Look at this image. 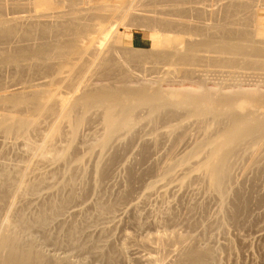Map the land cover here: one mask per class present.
<instances>
[{"label": "bare ground", "instance_id": "1", "mask_svg": "<svg viewBox=\"0 0 264 264\" xmlns=\"http://www.w3.org/2000/svg\"><path fill=\"white\" fill-rule=\"evenodd\" d=\"M7 1H9V2L12 1L17 6H19L17 4V2L19 0H0V15H1L2 11H4V9H6L5 8L6 3L7 4L9 3ZM25 1H27L26 6H31L33 8L34 12H36V14H37L36 21H34L35 19H33L35 17H33V18L28 17L29 20L28 19L25 20V18H24L25 16L24 17L20 16V17H22V19L19 17H17L19 19L13 18V19H15V21H16L15 22L12 18L6 20L7 18L4 19V18H2V16H0V46H1L0 47V139L2 138L4 140V142H6V140L13 138L16 142H19V143H15V146H13L14 143H11L12 146L16 147L17 146L16 144H19L20 146L22 145L20 150H22L24 147L25 151H23L21 153L24 154V152H25L26 156L30 152L33 155L36 151H39L41 159L43 158L44 162H47L45 164L51 163V164H53L51 166H55L56 163H57V165H61L60 163H62V164L64 163V165H62V166L66 165V167L69 169V171L67 169H65V170H67L66 172H69V174L68 173L67 174H68V176L70 175V177H68V179H61V177H60V179H58V178H55V176L57 177L59 175H57L55 172L53 174L54 179L49 183L46 182V179L40 180L42 177L41 178L36 177L37 181H35V179H34V182H32L33 181L32 179H31L32 180L31 181L30 178H28L29 179V181H28L26 178L29 176V174H27L28 173L27 170L31 169V168H29V166H28V168L26 170V167H24V165H26V164H23L26 161L25 160L23 161V158H21L20 160L18 159L19 157L17 158V160L23 161V163H22L23 166L17 163L18 166L15 165L13 167L10 165L12 162L9 164L11 167L10 166L5 167L4 165H6V163L2 164L3 166L0 167V264H87L88 259L82 261V260H80L82 258H80L79 260L77 259L78 261L76 260V263H73L72 262V255L73 254H71V255L65 254L66 256L60 257L58 254L59 253V251H58V253H57V255L59 256L58 257L56 255H53L52 252H51L52 254L47 252L45 250L47 248V246H51V245L53 246L54 244L59 243L58 242L59 240L56 239L55 236H53L54 235L53 233H52L53 235H51L50 233L52 231L49 232V230H51L52 227L54 230V227L56 226V224H57V226H58V224H61V223L63 225V222H65L67 219L63 221V220H61V217L64 218L63 216L65 213H67V210L69 211V209L75 208V207H73V208H71V207L75 201L80 199V198H78V196L76 197V194L78 193V191H79V193H78L79 197H82L83 194L86 195L85 192H83V193L80 192L81 190H83L85 185H87L89 187L93 186L94 189L97 188V186L100 187L102 185L101 182L103 181L102 180L103 178H102V176H100V174L103 175V173H101L100 170L103 168V162H104L103 158L105 157V156L103 157V155H105V153L106 154L108 153L107 150L110 151L109 148L111 149V147L113 146V143L114 144L119 143L122 138L125 139L126 137H128L126 139V140H128L129 137L136 136V134H137L136 128L139 127V125L141 123L143 124V121H147L148 124L150 125L152 123V121L154 120V118H156L159 122H161L160 120L163 119L162 120V121H164L163 123H165L169 128L168 135L169 134H171L173 136L177 135V137H178L177 140L180 138L179 141L184 142V143L188 139V137H190V134L187 133L188 131H185L187 128L186 127L187 126L186 123H188L187 121H189V122L190 121H194V122L196 121L197 123L199 122V129H200L199 134L201 136L200 138L203 139V147L199 151H197L196 153H191L187 156H182L179 160L177 157V162H175L171 165L168 164L169 165L168 167L166 166L167 169L164 170V173H163L165 176L164 181L165 180L166 181L172 180V179H170L171 178L170 176H172L171 172L174 169H177L179 167L180 168L185 167L187 169L186 171H189V172L188 173L185 172L186 173V174L184 173L185 176L183 175V178H181V177H180L181 179L179 178L181 180V183L179 180L180 186L181 185L183 186L184 184H186L185 182L188 183V181L190 180L189 177L191 176V174H195V173H198V175L201 174L204 177V178L202 177V180L203 179L205 180V181L203 180V182H205V183L207 182V184L205 186L206 187H207V185L209 186V188H207L208 190H206V191H209V189H210V191H212L213 195L215 197H217L218 200H221V203H223V205H224V203L226 204V201H225L226 198L230 194H232L231 193L232 192L231 191L232 186L234 187V184L236 185V182H235L236 177L233 178V172H234V167L236 165L238 166V164L235 162H237V161L239 162L240 159L237 160L235 157L240 158L241 157L240 155L243 152V150H244V153H242V156H243V154L245 156V154H246L245 152H247V154L251 153L250 155L249 154L248 155L253 157V155H255V153L252 154V152H254L253 151L254 149L258 150L259 148L261 149V147L262 148L264 147V82H258V80H260L264 77V29H259L257 27L255 28L253 26L254 30H252L253 29L252 28L251 29L252 31H250V29L248 28L249 24L247 22V26H248L247 29L249 31H246L247 30L246 29L245 30L247 32L246 33L245 31L241 32L242 30L235 29L234 24H230L228 26H226V25H223V26L215 25L214 26V24L210 25V24L205 23L203 25L202 23L201 24L199 23L200 25H197L198 23L195 24V22H193V19L192 20L191 19L190 20L185 19V18H189L190 16L195 17V18H199V19L203 17V19H205L204 16H206V14H208L209 12L212 13V10L214 9V7L208 6V5H210L209 2L207 3L208 0L207 1L205 0L206 2L203 0L204 3H207L208 5L207 4L203 5L204 4L203 2H202V5H201V3L198 4L195 2L196 3L195 6L192 5L194 3V1H193V3H191L192 1L190 0L191 6H188V7H187V4L189 2L186 3L187 0H165V1H163V0H89V1H87V0H25ZM145 1L149 2V5L151 2L152 3L154 2L153 3L154 7H155V5H159L160 6L159 11H154V10L151 11L153 8L151 10L149 9L148 11L138 9L139 7H142L141 4H143ZM214 2H215V0H214ZM14 3H12L11 5L13 6ZM233 3H235V2H233ZM233 3L232 4L230 3L228 6L226 3H224V4L222 3L223 6H221V7H224V5L226 4L225 8H223V9L227 8L226 12H228V9L232 12L231 8H234L233 10H236L235 7H237V8L242 7V6L236 5L237 3H235V5ZM243 4L245 6L249 5V3L246 4V2ZM16 5H15V7H16ZM86 5L87 6L89 5L90 7H87ZM146 5L149 6L148 3ZM153 5H150V6L153 7ZM22 6H24V8L26 7L25 5H22ZM213 6H215V7L217 6L219 8L220 5L216 4ZM245 6H243V7H245ZM62 7L63 8L68 7L67 8L68 11H66V10L63 11L61 9ZM161 7H162V9H161ZM249 7L246 6L247 9H249ZM156 8H155V10H156ZM218 10L219 9H216V11H218ZM213 11H215V10H213ZM233 13H235V11L232 12V15H233ZM239 13L240 12L238 11V14ZM149 14H152V15H149ZM215 15H216V13H215ZM151 16H154V17H151ZM138 17H140V18L142 17L141 19L146 18V21L149 20V18L151 17V22L152 23L154 22L155 24H152L150 21H148V22L154 26H156V24H157V26L158 27L160 26L161 29L164 28L165 29V30L163 29L164 32L166 31L168 33V31H167L168 29L169 30L177 29L178 32L181 30V32H183L184 34L187 33L188 34L187 36H189V37L188 38H182V37L180 38V37H176V36L172 37L173 35L171 36L168 34L167 35L163 34V35H161V38L159 40L154 39L151 42V43H155L156 45H158V48L155 51L156 53H153L150 56L148 55V57H145V55H144V57H141V58L137 57L136 58V56H138V55L135 56V52H133L134 50L132 51L134 53V55H133L132 52L131 53L126 52L127 51L126 49H125V51L121 50L122 47H120V49H119L120 51H123L122 53L119 50L117 51V52H120V54H121L120 57L117 56L118 54L116 52H115L116 53L115 56L110 55V54L114 53V52L112 53V51L115 48V46H113L115 44V41L118 42L117 44H121L117 40L119 39V35H122L123 33L122 34L118 33L119 32L118 27L121 24L123 25L125 21H127V20L133 21V19L135 20ZM223 17H225V16H223ZM30 18L33 19V21H31ZM227 18H228V15H227ZM207 19H208V17H207ZM18 20H21V21L19 22ZM200 20H202V19H200ZM226 20H228V19H226ZM237 20H239V19H237ZM13 21L16 24H12ZM208 21H209V19H208ZM216 21L217 20H215V22ZM10 22H12V23L10 24ZM228 23H230V22H228ZM217 24H218V22H217ZM125 25H126V23H125ZM240 26H241V24H240ZM251 26H252V24H251ZM152 28H154V27H152ZM243 28H244V26L240 29H243ZM153 30H155V28ZM34 31H35V33L32 34V32H34ZM101 32H102V34L106 35V39H104L103 37L100 36V38H102V39H99L96 41L94 34H99ZM113 32H114V34H113ZM174 32L176 33L175 30L173 31V33ZM36 33H37V35H36L37 41H36V39H34V38H36V37H34ZM171 33H172V31H171ZM20 34H21V36H20ZM108 36L110 39L107 40ZM182 36H183V34H182ZM17 37H19V39L22 40V43H20L21 40H18ZM15 39L19 42V44H22V45L16 46L15 45L16 41H15V43L12 42ZM34 40L36 41L35 43L33 42L34 44L29 43L30 41H34ZM110 41H112V42H110ZM12 43H14L15 47ZM10 44L13 46V48ZM116 46L118 47V45H116ZM152 47L154 48L155 46L152 44ZM116 50L117 49H115V51ZM137 53L138 52H136V54ZM146 55H147V53H146ZM166 55L167 56L169 55V58ZM163 56L164 57L166 56L167 58L163 59L162 58ZM170 56H171V58H172V56L175 57V59H174L175 64L173 63V65L177 66V67H175V72L171 71L170 73H165L164 71L168 69L165 66L167 69L162 71L163 73H161L160 71H158L156 69V71H158V73L159 72L161 73V75L159 74L158 76H156L157 75L156 73H153V74L151 73V72H153V69H152L153 65H152V67H148V68H147V66H144L145 63H147L148 61L154 60V59L155 60L163 59V60H160L159 62L166 61L167 59H168L167 61H169L171 59ZM226 56H233V57H235V59H229ZM117 57L120 59L118 60ZM240 59H242V62L245 64V66H248L252 70H255L257 72V73L253 74L254 76L260 75V77H257V83L247 82V83H249V84H247L245 79H241V80H244L242 82H245V83L240 82V77L237 75L238 73L236 71L238 69H234V66L238 65L237 62H239ZM117 60L118 61L121 60L123 63L120 62V64H119ZM135 60H136V62H135ZM167 61H166V64L169 65L167 63ZM142 62H145V63H142ZM153 62L152 63L150 62V64H153ZM155 62H157V61H155ZM155 62H154V64H155ZM170 62H171V60H170ZM204 62L206 64V66L204 65V67H207L208 66L207 64L210 62V63L217 64L216 66L221 67L223 70H225L224 68H228V69H226L228 72L225 70L226 72H224V73L226 74L225 76H227L226 78L228 80L229 79L231 80V83H230V80L228 81L229 83H225V84H224V82H226V81H223V80H222L223 84H222V82H219V80L217 83L215 81L210 82L212 80H208L210 77H209V75H207V73H210L211 71L209 72L208 69L204 70L203 67H201L204 64ZM140 63H142V65ZM127 64H130V65H127ZM133 64L136 66H138L137 64H139V68L142 67L144 70H146V72L148 69V71L150 73L149 72H147V73H149V75L146 74L143 77L141 75H138V76H141L140 77L141 79L138 77L137 78L134 77L135 74H134L133 70H135V69L132 70V67H131V65L133 66ZM159 64H161V63H158V65ZM163 64H165V63L163 62ZM124 65H126L127 68H125ZM228 65L230 67H228ZM134 68H135V66H134ZM142 68H140V69H142ZM150 68L152 71L150 70ZM156 68H157V65H156ZM172 68H174V67L171 66L170 70ZM209 68H210V66H209ZM229 69H231V70H229ZM159 70H161V68ZM213 70H214V68H213ZM135 71H137V70H135ZM138 71H140V70H138ZM166 72H168V71H166ZM218 72H220V71H218ZM6 73L9 75H7ZM220 73H218V74H220ZM224 73H222V74H224ZM205 74L208 76V78ZM225 76H224V78H225ZM234 76L239 77L238 82L234 81V79L236 78V77L234 78ZM249 76L252 77V79H255V81H256V78H255L256 76L254 77V76H252V74ZM217 78H218V76H217ZM258 78H260V79H258ZM237 79L238 78H236V80ZM232 81H233V83H232ZM234 82H236V83H234ZM240 108L245 109V112H241ZM144 112L146 114V117L141 116V113L143 114ZM162 115L164 117H162V119H160L161 118L160 116H162ZM94 116L96 118H98L97 120H100L99 121L100 122V126H99L100 129H99V131H96V132L94 131L95 133L92 132L93 134L89 133L92 137H91V143L86 148V153H84V154L82 153L79 156H77V154L75 155L72 153V148L80 136V130H82L81 128L89 121L90 118H92ZM157 117H160L159 118L160 120ZM154 121H153V123H155ZM159 122H158V124H159ZM173 122H175V123H173ZM163 123H162V125H163ZM145 124H147V123L145 122ZM148 124H147V126H148ZM165 124H164V126H165ZM63 125H65V127H67V131H65L64 133H62V129H60L61 127H63ZM142 126H144V125H142ZM167 126H166V128H167ZM192 126H194V125H192ZM141 128H143V127H141ZM157 128H160V126H158ZM144 129H146V128H144ZM159 130L162 131V129H159ZM141 131H142V129H141ZM154 131H156L155 133L160 132V131L155 130V129H154ZM150 133H152V132H150ZM63 134L67 136V145L64 147H57L54 144V140L56 138L55 136L56 135L62 136ZM146 134H145V136H146ZM139 135L137 134V136H139ZM150 135L154 136L153 134H150ZM162 135L163 134L161 133V136ZM171 135H170V137H171ZM134 138H136V137H134ZM123 139L121 140V142L123 141ZM130 139L133 140V138H130ZM161 139H159V140H161ZM165 139H167V138H165ZM165 139H163V141H165ZM1 140H0V143H1ZM14 140L12 142H15ZM38 140H40L42 142V145H39L37 143ZM134 140L136 141V139H134ZM159 140H157V141H159ZM172 140H174V138ZM153 141H155V140L153 139ZM128 142L131 143L130 141H128ZM146 142H148V140ZM7 144H9V143H7ZM132 144H134V143H132ZM135 144H136V142H135ZM4 145H6V144H4ZM19 145H18V147H19ZM141 145H140V147H143ZM152 145L153 144H151L150 147H152ZM126 146H127V148L129 147V145H126ZM132 146L135 147L134 145H132ZM4 147H6L8 149L7 145ZM18 147H16L15 150ZM113 147H112V149H113ZM136 147H138V145ZM145 148H147V147H145ZM128 149H127V151H128ZM131 149H132V147H131ZM132 150H134V148ZM148 150H149V148H148ZM259 150H258V152H259ZM262 150H263V152H261ZM262 150H260V152L262 153V156L259 157V159H258V160H260V162H261L260 158L263 157V153H264V149H262ZM18 151L19 150L15 151V152H18ZM140 152H141V150H140ZM146 152H145V154H146ZM10 153H11V150H10ZM31 153H30V155H31ZM142 153H144V152H142ZM95 154L99 160V163L98 162H97V164L95 163L96 165L93 163L97 168V171L94 170V171H96V174H97L96 178L92 179L94 177L95 172H92L93 174H91V175H93V177L91 179L90 178L89 179H83V177H79L80 174H78L79 175V176H77L78 178L74 177V176H76L74 174H73L74 176L71 177V174L74 173L72 171L74 166L76 167V169H77V167H79L81 170L82 169L81 167L85 166L83 163L87 160V158H89L91 161V157H93ZM115 154L112 153L113 156ZM125 154H126V152H125ZM5 155L3 157H5ZM126 155H128V154H126ZM259 155H257V156H259ZM8 156H9V154H8ZM109 156L110 155L108 154V157ZM244 156H243L242 160H244ZM7 157H5V158H7ZM23 157H25V156H23ZM108 157H105V159H107ZM252 157H250V158H252ZM29 158H30V156H29ZM111 158H112V156H111ZM234 158L236 161H234ZM255 158L256 157H254V160H255ZM108 159H110V158H108ZM248 159H249V157H248ZM13 160H14V158H13ZM96 160H97V158H96ZM250 160H251L250 163L253 165V163H252L253 159H250ZM3 161L5 162L6 160L4 159ZM16 161H15V163H16ZM112 161L113 160L111 159V162ZM115 161H113V162H115ZM121 161H124V160H121ZM4 162H2V163H4ZM41 162H43V160ZM106 162H108V160H106ZM111 162H110V164H114V165L118 164V163L115 164V163H111ZM241 162L242 161H240V163ZM260 162H258V163H260ZM88 163H90V162H88ZM124 163H125V161H124ZM258 163H256V164H258ZM86 164H87V162H86ZM93 164H92V167L94 166ZM104 164H106V163H104ZM251 164H250V166H251ZM254 164H255V162H254ZM12 165H14V164H12ZM107 165H109V164H107ZM263 165H261V166H263ZM106 166H105V168L108 167V166L107 167ZM109 166H111V165H109ZM48 167H50V166H48ZM239 167H240V165L237 168L239 169ZM243 167H245V166H243ZM249 167H248V169H249ZM51 168L52 167H50V169ZM70 168H72L71 169L72 173H70ZM263 168H264V166H263ZM48 170H49V168H48ZM48 170H47V172H48ZM40 171H39V173L41 175L42 173ZM174 171H176V170H174ZM34 172H36V171H34ZM50 172H52V171H50ZM102 172H104V171L102 170ZM44 173H45V170H44ZM79 173H82V172H79ZM48 174H49V172H48ZM104 174H106V173H104ZM172 174H173V172H172ZM181 174H183V173H181ZM42 175H45V174H42ZM83 175H87V172L86 173L84 172V174H82V176ZM245 175H247V174H245ZM36 176H37V174H36ZM177 176H179V175H177ZM103 177H104V175H103ZM37 178L39 179V181ZM79 178H82V179H79ZM233 179L235 180L234 184H233ZM194 180H195V178H194ZM30 181L32 182L31 184L29 183ZM88 184H90L91 186ZM105 184H106V182H105ZM155 184H157V182H155ZM158 184H159V182H158ZM190 184H192V183H190ZM243 184L245 185V183H243ZM174 185H176V184H174ZM196 185H198V184H196ZM156 186H155V188H156ZM89 187H87V188H89ZM101 187H103V186H101ZM152 187L154 188L153 184H152ZM152 187H151V189H152ZM171 187H172V185H171ZM177 187H178V185H177ZM186 187H184V188H186ZM237 187H238V185L234 188H237ZM87 188L85 190H89V189L92 190V188H89V189H87ZM148 188H150V187H148ZM166 188L168 190L167 186L165 187V189ZM187 188L190 189V187H187ZM187 188H186V190H187ZM241 188L239 190H241ZM94 189L92 191H94ZM160 189H163V188L160 187ZM191 189H192V187H191ZM200 189H201V187H200ZM203 190H205V189H203ZM235 190H237V189H235ZM100 191H101V188H100ZM53 192L55 193V195H53ZM172 192H173V190H172ZM21 193H23L22 195H24V194L25 195L22 196V195H20ZM66 193H67V195H65L66 197L65 196L63 197L62 194H66ZM80 193H81V196H80ZM103 193H105V192H102V194ZM180 193H181V191H180ZM189 193H191V192H189ZM237 194H234V195H237ZM99 195H100V193H99ZM105 195H103V196H105ZM173 195L174 194H172L171 196H173ZM206 195H207V193H206ZM52 196L54 198H56L57 200L54 198H51ZM55 196H57V197H55ZM59 196H61V197H59ZM145 196H147V194ZM201 196H202V194H201ZM75 197H76V199L77 198L78 199L76 200ZM147 197H149V196H147ZM94 198H95V196H94ZM99 198H100V196H99ZM139 198H140V196H139ZM212 198H211V201H212ZM96 199H98V198H96ZM101 199H104V198L102 197ZM82 200H85V196H84V198L82 197ZM222 200H224L225 202H222ZM78 201L80 203V200H78ZM108 201H109V199H108ZM122 201H124V200H122ZM193 201H195V200L193 199ZM206 202L209 203V201H206ZM97 203L98 204H96L97 206H95V209H97L99 211L97 213V216L96 215H94V216H96V219H97L98 216H104L106 214L104 216L105 218L100 217L101 220L102 219L106 220L107 217L109 218L111 216V215H109V216H107V215L110 212H112V210L110 209L111 210L110 211L109 209H107L108 211H110V212H108L106 210V208H104L106 206H104V205L102 206V204H100V202H97ZM101 203H102V200H101ZM192 203L195 204L197 202L195 201V203L194 202H192ZM218 203H219V201H218ZM221 203L219 205H222ZM78 204H75V205H78ZM107 204H108V202H107ZM110 204H108V206ZM139 204H140V201H139ZM189 204H190V202H189ZM114 205H115V203H114ZM73 206H74V204H73ZM25 207H27V210H32L31 213L29 211L25 210ZM76 207L78 208L79 206H76ZM111 207H114V206H111ZM222 207H224V206H222ZM226 207H227V204H226ZM226 207H225V209H226ZM92 209H94V208H92ZM114 209L115 208H113V210ZM118 209H120V208L118 207ZM33 210H35V211L37 210V212H35L37 214H33V212H34ZM77 210H80V209H77ZM25 211H27V213L29 212L30 214H33V215L29 216L28 215L29 213L27 214ZM71 211L72 210H70V212ZM104 211H106V212H104ZM226 211H227V209H226ZM79 212L76 213V212L72 211L71 214H73V213H75V214L71 215V216L72 217H74L75 215L77 216ZM117 212H119V211H117ZM168 212H170V211H168ZM93 213H94V211H93ZM181 213H183V212H181ZM240 213H241V210H240ZM80 215H82V214H80ZM150 215H151V212H150ZM150 215L147 217H150ZM160 215H161V213H160ZM166 215L169 216L168 213H166ZM190 215H191V213H190ZM190 215H188V216H190ZM227 215H229V214H227ZM242 215H241V217H243ZM165 217H163V218H165ZM180 217H183V216H180ZM241 217H239V218H241ZM100 218H98V220H100ZM139 218H141V216ZM173 218H175V217H173ZM173 218H171V219H173ZM210 218H212V217H210ZM222 218H223V216H222ZM84 219H85V217H84ZM166 219H168V218H166ZM179 219H181V218H179ZM207 219H208V217H207ZM73 220H75V219H73ZM101 220H100V222H101ZM123 220H124V218H123ZM148 220H147V222H148ZM216 220L217 219H215V222H216ZM219 220H222V219L220 218ZM227 220H226V222H227ZM239 220H241V219H239ZM95 221H97V220H94L93 222H95ZM142 221H143V219H142ZM190 221H187V223ZM200 221H201V219H200ZM202 221H204V219ZM71 222L72 221H70L69 224H71V226H72L73 223H71ZM91 222H92V220H91ZM107 222H105V224H107ZM133 222H134V220H133ZM139 222H141V220ZM163 222H165V221H163ZM208 222H210V221H208ZM109 223H110V221H109ZM165 223H164V225H165ZM170 223H171V221H170ZM211 223H213V222H211ZM80 224H81V222H80ZM88 224H90V223H88ZM98 224L99 223H97L96 225H98ZM160 224L162 225L161 222H160ZM168 224H166V225H168ZM201 224H203V223H201ZM201 224H199V225H201ZM228 224L230 225V222ZM102 225L103 224H101V227H102ZM138 225L140 226L141 224L138 223ZM188 225L190 226L189 223H188ZM195 225L197 226V224H195ZM217 225H219V223ZM232 225H233V222H232ZM64 226H65V224H64ZM74 226H72L71 229L76 230V229H78V227H80V226H78V227L75 226L77 228H73ZM93 226L91 225V226H89V228L93 227ZM191 226H190V228L196 227V226H192V227ZM205 226H206V224H205ZM220 226H218V227H220ZM67 227H69V226H67ZM97 227H99V225ZM101 227H100V229H101ZM186 227H185V229H186ZM57 228H55V229H57ZM62 228L64 230V227H60V229H58V230H60L59 232H61ZM69 228H68V232L66 230V234L65 233L64 234L67 237V235H68L67 233H69L71 238L69 239V241H67L68 237H69L68 236L64 240L67 241V244L71 250L72 249L75 250V248L77 247L76 250L77 251L80 250V251H79V253L76 250L75 251L78 254H80L81 250L83 251L84 248L86 250L89 247V244H91L93 246V247H91L92 249L89 247L91 249V251L89 250V248L87 250H88V252L90 251L91 253H93V255H95V256H93L90 253L89 254L93 258H95L96 256L100 257V254L102 252V250L100 252V249L103 247L102 246L103 244L100 245V243H99V245H100L99 246L96 243L94 245L93 242L89 243L88 241H86L87 239L85 236V239H86L85 242H88V243H83L84 244L83 245L82 243H80V238L84 237V236H81V233H80L81 231L78 232V230H76L75 233H73V235H71L72 233L70 234L71 230L69 232ZM202 228L203 227H201V229ZM211 228H213V226ZM215 228H216V226H215ZM225 228H226V226H225ZM170 229L171 228H169V230H168L169 233L171 232ZM173 229H172V231H173ZM182 229H184V228L182 227ZM87 230H88V227H87ZM116 230H117V227H116ZM196 230H197V228H196ZM216 230H218V228ZM222 231H224V230H222ZM197 232H199V231H197ZM204 232H206V230ZM213 232L214 231H212V233ZM224 232H226V230ZM78 233L80 234L79 235L80 237L78 236ZM179 233H180V231H179ZM188 233H186L185 235H187ZM83 234H85V232L82 233V235ZM89 234H88V237L90 235H92V234H90V235ZM123 234H125V233H123ZM153 235H155V234H153ZM178 235L175 231L174 233H171L170 235L169 234L168 235L167 234L166 235H160V236L157 235V237H156L159 240L158 244H159V242H160V244L163 242H165V243L167 242L170 245L171 243L176 242L174 244H177L179 246L177 248L174 245L177 248L176 250L173 248L176 251V253L178 254L177 255L176 253H173V256H174V254H176L179 257V259L177 258V260H175L177 262L176 264H214L217 256H216V252L211 247L206 246L207 243L209 244V241L208 242L205 241V242H207L206 245L200 246L199 239L198 240L195 239L196 241H194V242H199V243L193 244V239L195 236L194 237L192 236V240L191 239H189V240L192 242L193 245L187 246L189 237L188 238L184 237V236L182 237L181 236L182 234L179 236ZM188 235H190V234H188ZM199 235H200V233H199ZM210 235H211V233H210ZM56 236H57V234H56ZM205 236H206V234H205ZM229 236H230V234H229ZM94 238L95 237L93 236V239ZM97 238H100V236H98ZM154 238H155V236H154ZM103 239H104V237L102 238V240ZM64 240H63V242H65ZM88 240H89V238H88ZM124 240H125V238H124ZM148 240H149V238H148ZM203 240H201V242ZM222 240H223V236H222ZM154 241H156V240H154ZM215 241H217V240H215ZM60 242L63 243L61 240H60ZM81 242H83V241L81 240ZM125 242L127 243V241H125ZM64 244H66V242ZM85 244L86 245L88 244V247L86 246L87 248L84 247ZM130 244H131V242H130ZM150 244H151V242H150ZM155 245H156V243H155ZM228 245H230V244L228 243ZM56 246H58V245H55L53 247L55 248ZM65 246H67V245H65ZM73 246H75V247L73 248ZM123 246H125V245H123ZM60 247H63V246H60ZM151 247H152V245H151ZM157 247H158V245H157ZM152 249H154L156 251L155 248H152ZM50 250H51V248H50ZM143 250H145V249H143ZM169 250H170V248H169ZM75 251H73V253H76ZM103 252H102V254H103ZM170 252L169 253L167 252L166 256L169 257L170 255H172V252H171V254H170ZM64 253H67V252L64 251ZM70 253H71V251H70ZM227 253L225 252V254H227ZM89 254H87V255H89ZM168 254H170V255H168ZM62 256H63V254H62ZM136 259H138V258L136 257ZM126 260H127V258H126ZM145 260H146V263H148V264H154L155 262L159 261L157 259H156L157 261L155 260V254L153 256L150 255V257L146 258ZM170 260H172V259L170 258ZM139 261L141 262L142 260L140 259ZM162 262H163V260H162ZM166 264H170V263H166Z\"/></svg>", "mask_w": 264, "mask_h": 264}, {"label": "rangeland", "instance_id": "2", "mask_svg": "<svg viewBox=\"0 0 264 264\" xmlns=\"http://www.w3.org/2000/svg\"><path fill=\"white\" fill-rule=\"evenodd\" d=\"M87 1H89V0H87ZM86 1V2H87ZM163 1H165V0H163ZM192 1V2H191ZM187 0L186 1V3L187 2H189L188 4H187V7L188 6H191V3H193V1H194V3L196 2V3H198V4H200L201 3V5H202V2L204 3V1L203 0ZM201 1V2H200ZM207 1V0H206ZM205 1V2H206ZM232 1V2H231ZM251 1V2H250ZM7 2H9V1H7ZM12 2V1H11ZM11 2H9L8 4L6 3V6H5V8L6 9H4V11H2V13H1V15L0 16H2V18H4V19H6V20H8V19H13V18H17V17H19V18H21L22 19V17H24L25 18V20H29V18L28 17H31V18H33V17H35V18H33V19H35L34 21H36V18H37V14H36V12H34V10H33V8L31 7V6H26V4H27V1H25V0H19L18 2H17V4L19 5V6H17L14 2H12V3H14V5L12 6L11 4ZM191 2V3H190ZM210 3V5H208L207 3ZM233 2H235V3H237L236 5H239V6H242V7H235L236 8V10H233L234 8H231V10H232V12H234L235 11V13H233V15H232V12L228 9V12H226L227 10V8L226 9H223V8H225V5L227 4V6L231 3H233ZM243 4V3H245L246 2V4H248L249 3V5H246V6H250L249 7V9H247L246 8V6L243 4H241V3ZM11 3V4H10ZM148 3V5H149V2H144L143 4H141V6L142 7H139L138 9H141V10H151L152 8V10L151 11H159V9H160V6L159 5H155V7H154V5H153V3L151 2L150 3V5H153V7H151L150 5L149 6H147L146 4ZM192 4V5H196V3L195 4ZM207 3H204L203 5H208V6H212V7H214V9L213 10H215V11H213L212 10V13L211 12H209L208 14H206V16H204V18L205 19H203V17L202 18H200V19H202V20H200L199 18H195V17H189V18H185V19H187V20H192L193 19V22H195V24H197V25H200L201 23L204 25L205 23L206 24H210V25H213L214 24V26L215 25H221V26H223V25H226V26H228V25H230V24H234L235 26V29H239V30H242L241 32H243V31H245L246 29H247V27L250 29V31H252V30H254V27L256 28H259V29H264V0H215V2H214V0H208L207 1ZM212 3V4H211ZM214 3V4H213ZM220 5L219 6V8L217 7H215V6H213V5ZM222 3L224 4V3H226L225 5H224V7H221V6H223L222 5ZM235 3H233L234 5H235ZM197 4V5H198ZM15 5H16V7H15ZM22 5H25L26 7L24 8V6H22ZM144 5V6H143ZM255 5V6H254ZM21 6V7H20ZM87 6V5H86ZM243 6H245V7H243ZM252 6V7H251ZM15 7V8H14ZM20 7V8H19ZM31 7V8H30ZM65 7V6H64ZM87 7H90L89 5L87 6ZM86 7V8H87ZM157 7V8H156ZM159 7V8H158ZM221 7V8H220ZM68 8V7H67ZM67 8H61L63 11H68V9ZM143 8V9H142ZM155 8H156V10H155ZM219 9L218 11H216V9ZM158 9V10H157ZM161 9H162V7H161ZM244 9V10H243ZM222 10V11H221ZM242 10V11H241ZM253 10V11H252ZM24 11V12H23ZM238 11L240 12L239 14H238ZM252 11V12H251ZM214 12V13H213ZM225 12V13H224ZM250 12V13H249ZM215 13H216V15H215ZM228 13V14H227ZM237 13V14H236ZM252 13V14H251ZM214 14V15H213ZM218 14V15H217ZM221 14V15H220ZM225 14V15H224ZM233 16H231V15ZM149 15H152V14H149ZM154 15V14H153ZM227 15H228V18H227ZM238 15V16H237ZM20 16H22V17H20ZM189 16V15H188ZM213 16V17H212ZM223 16H225V17H223ZM151 17H154V16H151ZM151 17L149 18V20H147L146 21V18H144V19H141L140 17H138L137 19H133V21H130V20H127V21H125L124 22V24L121 26H119L118 27V29H119V34H122V35H119V39L117 40V41H119V43H121V44H117L118 42H116L115 41V44L113 45V46H115V48H114V50L112 51V53L113 54H110V55H114L115 56V54L117 53L118 55V57H120V52L122 53L123 51H120L119 49H120V47H122L121 48V50H124L125 51V49L127 50L126 52H132L133 50V52H135V56L136 55H138V56H136V58L138 57H144V55H145V57H148V55L150 56L151 54H153V53H156L155 51L157 50V48H158V45H156L155 43H151L154 39H156V40H159L160 38H161V35H163V34H168V35H173L172 37H182V38H188L189 36H187L188 34L187 33H183V32H181V30L178 32L177 31V29H171V30H167L168 31V33L165 31L164 32V28H160V26L158 27L157 26V24H156V26H154V25H152V24H155L154 22L152 23L151 22ZM187 17V16H186ZM207 17H208V19H209V21H208V19H207ZM211 17V18H210ZM223 17V18H222ZM236 17V18H235ZM244 17V18H243ZM19 18H17V19H19ZM30 18V19H31ZM140 18V19H139ZM254 18V19H253ZM33 19H31V21H33ZM148 19V18H147ZM221 19V20H220ZM226 19H228V20H226ZM237 19H239V20H237ZM241 19V20H240ZM244 19V20H243ZM14 21H15V19H13ZM137 20V21H136ZM186 20V21H187ZM195 20V21H194ZM214 22H213V21ZM215 20H217L216 22H215ZM220 20V21H219ZM249 20V21H248ZM11 21V20H10ZM14 21H13V23L12 22H10V24L12 23V24H16V23H14ZM19 22L21 21V20H18ZM23 21V20H22ZM144 21V22H143ZM148 21H150L152 24H150ZM185 21V20H184ZM233 21V22H232ZM241 23H240V22ZM16 22V21H15ZM146 22V23H145ZM190 22V21H189ZM208 22V23H207ZM217 22H218V24H217ZM220 22V23H219ZM228 22H230V23H228ZM237 22V23H236ZM247 22H248V26H247ZM18 23V22H17ZM125 23H126V25L128 26H126L125 25ZM200 23V24H199ZM236 23V24H235ZM254 23V24H253ZM150 24V25H149ZM240 24H241V26H240ZM244 24V25H243ZM251 24H252V26H251ZM125 25V26H124ZM144 26V27H143ZM244 26V28L243 29H240V28H242ZM251 26V27H250ZM254 26V27H253ZM124 27V28H123ZM152 27H154L155 28V30H153L154 28H152ZM233 27V28H234ZM176 28V27H175ZM253 28V29H252ZM162 31H161V30ZM164 29V30H163ZM252 29V30H251ZM161 32H160V31ZM176 31V33L174 32L173 33V31ZM179 30V29H178ZM171 31H172V33H171ZM246 31H249L248 29L246 30ZM245 31V32H246ZM164 32V33H163ZM181 32V33H180ZM35 33V31L34 32H32V34H34ZM178 33V34H177ZM180 33V34H179ZM247 33V32H246ZM249 33V32H248ZM100 34V35H99ZM99 34H94V37H95V40L97 41V40H99V39H102V38H100V36L101 37H103L104 39H106V35H104V34H102V32L101 33H99ZM113 34H114V32H113ZM182 34H183V36H182ZM37 33L35 34V36L34 37H36V38H34V39H36V41H37ZM185 35V36H184ZM19 36V35H18ZM20 36H21V34H20ZM19 36V37H20ZM122 36V37H121ZM19 37H17L18 38V40H21V39H19ZM16 38V39H17ZM98 38V39H97ZM129 38V39H128ZM13 40L12 42H14L15 43V41H16V46L17 45H22V44H19V42L17 41V40ZM108 39H110L109 38V36L107 37V40ZM122 39V40H121ZM33 40V39H32ZM35 40L34 41H30L29 43H32V44H34L35 42H36ZM24 42V41H23ZM34 42V43H33ZM110 42H112V41H110ZM14 43H12L13 45H14ZM20 43H22V40H21V42ZM25 43V42H24ZM26 44V43H25ZM152 44L155 46L154 48L152 47ZM11 45V44H10ZM15 45H14V47H15ZM116 45H118V47L116 46ZM121 45V46H120ZM12 46V45H11ZM1 47V46H0ZM12 48H13V46H12ZM113 48V47H112ZM160 48V47H159ZM115 49H117L116 51H115ZM120 51V52H117V51ZM150 51V52H149ZM154 51V52H153ZM116 52V53H115ZM132 52V53H133ZM136 52H138L137 54H136ZM141 52V53H140ZM146 53H147V55H146ZM143 54V55H142ZM133 55H134V53H133ZM141 55V56H140ZM167 56V55H166ZM162 57L163 59L165 58H169V55L167 56V57ZM117 57V59L119 60L120 58H118ZM227 58H229V59H235V57H233V56H226ZM170 58H171V56H170ZM163 59H160V60H163ZM174 59H175V57H173L172 56V58L170 59L171 60V62H170V60L169 61H167V63L169 64V65H167L166 64V61H163L165 64H163V62H159L160 60L159 59H157V60H151V61H148L147 63H145V62H142V63H145L144 64V66H147V68L148 67H152V65H153V67L155 68H153L152 67V69H153V72H151L152 74L153 73H156L157 75L156 76H158L159 74L161 75V73H163L162 71H164L165 69H167V70H165L164 72L165 73H170L171 71H173V72H175V67H177L176 65H173V63H174ZM117 60V61H118ZM155 61H157V62H155V64L157 65V68H156V65L154 64V62ZM120 62H122L121 60L120 61H118V63L120 64ZM135 62H136V60H135ZM150 62L152 63L153 62V64H150ZM241 62V63H240ZM123 63V62H122ZM121 63V64H122ZM142 63H140L141 65H142ZM158 63H161V64H159L158 65ZM172 63V64H171ZM207 63V62H206ZM238 63V65H236V66H234V69H238V70H236L237 71V75L240 77V82L241 83H245V82H242V81H244V80H241V79H245V81H246V83L247 82H255V83H257V77H260V75L258 76V75H253L254 73H257L255 70H252L250 67H248V66H245V64L242 62V59H240L239 60V62H237ZM136 64V63H135ZM175 64V63H174ZM127 65H130V64H127ZM138 66H136V65H134L133 64V66L131 65V67H132V70L133 69H135V70H137V71H135V70H133L134 71V77H138V78H140L141 76L143 77V76H145L146 74L147 75H149V71H148V69H147V72H149V73H147L146 72V70H144L142 67H140V68H142V69H140L139 68V64H137ZM155 65V66H154ZM201 65V64H200ZM204 65L206 66V64H205V62H204V64L201 66V67H203V69L204 70H207L208 69V71L210 72V73H207V75H209V79L208 80H212V81H210V82H218V80H219V82H222V84H223V81H226V82H224V84L225 83H229L228 81L230 80H228L226 77L227 76H225L226 74L224 73V72H226L227 70L226 69H228V68H224L225 70H223L221 67H217L216 65L217 64H215V63H208L207 65V67H204ZM213 65V66H212ZM134 66H135V68H134ZM167 68H166V67ZM171 66L172 67H174V68H172L171 70H170V68H171ZM209 66H210V68H209ZM233 66V65H232ZM124 67L125 68H127V66L126 65H124ZM170 67V68H169ZM228 67H230L229 65H228ZM237 67V68H236ZM138 68V69H137ZM161 68V70H159ZM213 68H214V70H213ZM233 68V67H232ZM240 68V69H239ZM156 69L158 70V71H160L159 73H158V71H156ZM177 69V68H176ZM202 69V68H201ZM218 69V70H217ZM138 70H140V71H138ZM150 70H151V68H150ZM217 70V71H216ZM229 70H231V69H229ZM152 71V70H151ZM156 71V72H155ZM166 71H168V72H166ZM216 71V72H215ZM218 71H222L221 73L220 72H218ZM138 72V73H137ZM142 72V73H141ZM213 72V73H212ZM228 72V71H227ZM216 73V74H215ZM218 73H220V74H218ZM222 73H224V74H222ZM7 74V73H6ZM252 74V76H254L255 78H256V81H255V79H252V77H250L249 75H251ZM7 75H9V74H7ZM138 75H141V76H138ZM155 75V74H154ZM206 75V74H205ZM206 75V76H207ZM216 75V76H215ZM220 75V76H219ZM222 75V76H221ZM217 76H218V78H217ZM224 76H225V78H224ZM249 76V77H248ZM221 77V78H220ZM238 78L237 80H236V78ZM239 77H237V76H234V81H236V82H238V80H239ZM207 78H208V76H207ZM221 80H220V79ZM262 78V77H261ZM264 78V77H263ZM260 79V78H258V79H260V80H258V82H264V79ZM141 79V78H140ZM214 79V80H213ZM225 79V80H224ZM223 80V81H222ZM236 82H234V83H236ZM230 83H231V80H230ZM232 83H233V81H232ZM249 83H247V84H249ZM240 111L241 112H245V109H243V108H240ZM144 114V115H143ZM141 113V116L142 117H146V114H145V112L144 113ZM161 117V118H160ZM160 117H157L158 119L160 118V119H162V117H164L163 115L162 116H160ZM96 117L94 116V117H92V118H90L89 119V121L81 128L82 130H80V136H79V138H78V140L76 141V143L74 144V146H73V148H72V153L73 154H77V156H79L80 154H84V153H86V148L88 147V145L91 143V133L92 132H96V131H99V129H100V120H97L98 118H96ZM156 118H154V120H155ZM159 119V120H160ZM153 120V121H154ZM163 120V119H162ZM162 120H160L162 123L164 122V121H162ZM97 121V122H96ZM153 121H152V123L149 125L148 124V122L147 121H143V124L142 125H144V126H142L141 124L139 125V127H137L136 129L138 130H136V133L139 135V136H137V134H136V136H134V137H136V138H134L133 136L132 137H129V139L128 140H126L128 137H124L125 139H123V141L121 142V140H120V142L119 143H113V149H112V147H111V149L109 148V150L110 151H108L107 150V154L105 153V155H103V157L105 156V157H108V154L110 155L108 158H110V159H105V157L103 158V160H104V162H103V168L100 170L101 171V173H103V175H104V177H103V175L102 174H100V176H102V180L104 181H102L101 182V186H103V187H98L97 186V188H93V186H91L90 184H88V185H90L91 187H89V186H87V185H85L84 186V188H83V190H81L80 192L81 193H83V192H85L86 193V195H84L85 196V200H82V197L84 198V196L82 195V197H79V191H78V193L76 194V197L78 196V198H80V199H78V200H80V203H79V201L76 199V197H75V199L77 200V201H73L74 203V206H73V204H72V207L71 208H73V207H75V208H73V209H69V211L67 210V213L69 214H67V213H65L64 214V218H62L61 217V220H66L65 222H63V225H62V223L61 224H58V226H57V224H56V226L58 227H54V230H53V227L51 228V230H49V232L50 231H52L50 234L51 235H53V236H55L56 237V239H58L59 241V243H57V244H54L53 246H55V245H58V246H56L55 248L51 245V246H47V248L45 249L47 252H49V253H53V255H56V256H58L57 255V253H58V251H59V256L60 257H64V256H66V255H71V254H73L72 255V262L73 263H76V260L78 259H80V258H82V259H80V260H86V259H88V262H87V264L89 263V264H148V263H146V258H148V257H150V255L151 256H153L154 254H155V260L157 259V260H159V261H157V262H155L156 264H159L160 262V264H166V263H170V264H176L177 262L175 261V260H177V258L179 259V257L177 256L178 254L176 253V249L179 247L177 244H174V243H176V242H173V243H171L170 245L166 242H163V243H161L160 244V242H159V244H158V239L156 238L157 237V235H170L171 233H174L175 231H176V233H177V235L179 234V235H181L182 237L184 236V237H189L188 238V243H187V246H190V245H193L194 243H199L200 244V246H203V245H206V243L209 241V244L207 243V245L206 246H208V247H211L215 252H216V256H217V258H216V261L214 262V264H264V168H263V164H264V153H263V157L262 158H260L261 159V162H260V160H258L259 159V157H261L262 156V153L261 152H263V150L262 149H264V147L262 148L261 147V149L260 150H262L261 152H260V150H259V152H258V150H256V149H254L253 151L254 152H252V154H254L255 153V155L257 154V155H259L260 153V155L259 156H255V155H253V157L252 156H249L251 153H248L247 154V152H245L246 154H245V156H244V154H243V156H244V160H242L243 159V156H242V153H244V150H243V152L241 153V157L239 158V157H235L237 160H239L240 159V161H242L241 163H240V161L238 162H235V163H237L238 164V166L240 165V167H239V169L237 168L238 166L236 165L235 167H234V172H233V178H235V180L233 179V184H234V181L236 182V185L234 184V187H236L237 185H238V187L237 188H234L233 186H232V189H231V193L232 194H230L227 198H226V204H227V207H226V204L224 203V205H223V203H221V200H218V198L217 197H215L214 195H213V193H212V191H210V189H209V191H206V190H208L207 188H209V186L207 185V187L205 186L206 184H207V182L205 183V182H203V180H202V175L201 174H199L198 175V173H195V174H191V176L189 177V181H188V183L187 182H185L186 184H184L183 186L181 185L180 186V183H181V178H183V175H184V173L185 172H189V171H186L187 169L185 168V167H182V168H177V169H174V170H176V171H172L173 172V174H172V172H171V175L172 176H170L171 178L170 179H172V180H165L164 181V178H165V176H164V170H166L167 169V167L169 166V165H171V164H173V163H175V162H177V157H178V160L182 157V156H187V155H189V154H191V153H196L197 151H199L202 147H203V139H201L200 137V134H199V132H200V129H199V122L197 123L196 121L194 122V121H187L188 123H186L187 124V128H186V130L185 131H188L187 133H189L190 134V137H188V141L186 142L185 141V143L184 142H180L179 140H180V138L177 140V135H175V136H173V135H171V134H169L168 135V132H169V128H168V126L165 124V123H163V125H162V123L161 122H159L157 119L154 121L155 123H153ZM145 122L148 124V126H147V124H145ZM158 122H159V124H158ZM173 123H175V122H173ZM177 123V122H176ZM194 123V124H193ZM154 124V125H153ZM158 124V125H157ZM164 124H165V126H164ZM185 124V125H186ZM196 124V125H195ZM157 125V126H156ZM192 125H194V126H192ZM150 126V127H149ZM158 126H160V128H157ZM166 126H167V128H166ZM141 127H143V128H141ZM155 127V128H154ZM144 128H146V129H144ZM157 128V129H156ZM191 128V129H190ZM198 128V129H197ZM60 129H62V133H64L65 131H67V127H65V125H63V127H61ZM141 129H142V131L146 134V136H145V134L141 131ZM151 129V130H150ZM154 129L155 130H158V131H160L159 133H155L156 131H154ZM159 129H162V131L161 130H159ZM183 130V129H182ZM141 131V132H140ZM152 132V133H150V132ZM184 131V130H183ZM94 132V133H95ZM139 132V133H138ZM154 132V133H153ZM90 133V134H89ZM143 135H142V134ZM161 133L163 134L162 136H161ZM167 133V134H166ZM93 134V133H92ZM150 134H153L154 136H152V135H150ZM156 134V135H155ZM160 134V135H159ZM166 134V135H165ZM180 134V133H179ZM149 135V136H148ZM168 135V136H167ZM170 135H171V137H170ZM192 135V136H191ZM158 136V137H157ZM56 138H55V140H54V144L57 146V147H64V146H66L67 145V136L66 135H62V136H55ZM140 139H139V138ZM170 137V138H169ZM130 138H133V140L134 139H136V141L134 140H132V139H130ZM161 139V140H159V139ZM165 138H167V139H165ZM174 138V140H172ZM2 139V138H1ZM0 139V140H1ZM139 139V140H138ZM153 139L157 142H155V141H153ZM163 139H165V141H163ZM10 140V141H9ZM14 139L13 138H11V139H8V140H6V142H4V140L2 139L1 140V143H0V167L1 166H3L2 164H5L6 163V165H4L5 167H8V166H18L17 165V163L18 164H20V165H22L23 166V164H26V165H24V167H26V170H27V168H28V166H29V168H31V169H28L27 170V174H29V176L28 177H26L27 178V180L29 181V179L28 178H30V180L32 181V182H34V179H35V181H37L36 180V177H42L40 180H44V179H46V182H51L53 179H54V173L56 172V174L57 175H59V176H55V178H58V179H60V177H61V179H68V177H70V175L68 176V174H69V172H66L67 170L69 171V169L66 167V165L65 166H62V165H64V163L62 164V163H60L61 165H57V163H56V165L55 166H51V165H53V164H51V163H49V164H45V163H47V162H44V159L42 158L41 159V157H40V152L39 151H36L33 155H32V153H31V155H30V153H28L27 154V156H26V153L24 152V154H22L21 152H23V151H25V148L23 147V149L22 150H20L21 149V146L19 145V144H16L17 146L16 147H18V145H19V147L15 150V148L16 147H13V146H15V143H19V142H16L15 140V142H12ZM125 140V141H124ZM133 142H132V141ZM148 140V142H146ZM157 140H159V141H157ZM3 141V142H2ZM128 141H130L131 143H129ZM142 141V142H141ZM127 142V143H126ZM135 142H136V144H135ZM154 142V143H153ZM160 142V143H159ZM3 143V144H2ZM7 143H9V144H7ZM11 143H14L13 144V146H12V144ZM37 143L39 144V145H42V142L40 141V140H38L37 141ZM132 143H134V144H132ZM153 144L152 145V147H150V145L151 144ZM4 144H6L7 145V147H8V149L6 148V147H4V146H6V145H4ZM21 144V143H20ZM123 144V145H122ZM134 145L135 147H133L132 145ZM142 144V145H141ZM159 144V145H158ZM3 145V146H2ZM126 145H129V149L127 148V146ZM138 145V147H136ZM140 145L141 146H143V147H140ZM149 145V146H148ZM159 147H158V146ZM12 146V147H11ZM2 147V148H1ZM116 147V148H115ZM118 147V148H117ZM125 149H124V148ZM131 147H132V149L134 148V150H132L131 149ZM145 147H147V148H145ZM123 148V149H122ZM142 148V149H141ZM148 148H149V150H148ZM151 148V149H150ZM3 149V150H2ZM7 149V150H6ZM115 149V150H114ZM118 149V150H117ZM127 149H128V151H127ZM146 149V150H145ZM9 150V151H8ZM10 150H11V153H10ZM17 150H19L18 152H15V151H17ZM123 150V151H122ZM140 150H141V152H140ZM113 151V152H112ZM122 151V152H121ZM126 152V154H128V155H126L125 154V152ZM132 151V152H131ZM147 151V152H146ZM242 151V150H241ZM14 154H13V153ZM110 152V153H109ZM117 152V153H116ZM142 152H144V153H142ZM145 152H146V154H145ZM112 153L113 154H115L114 156L112 155ZM6 154V155H5ZM8 154H9V156H8ZM16 154V155H15ZM121 154V155H120ZM125 154V155H124ZM5 155V157H7V158H5V157H3ZM15 155V156H14ZM21 157H20V156ZM124 155V156H123ZM17 156V157H16ZM23 156H25V157H23ZM29 156H30V158H29ZM96 154L93 156V157H91V161H90V159L89 158H87V160L83 163L84 165V167H81L82 169L80 170V168L79 167H77V169H76V167L74 168L73 167V172L74 173H72L71 172V169L72 168H70V173H72L71 174V177H73L74 175H76V176H74V177H76V178H78L77 176H79L78 174H80V176L79 177H83V179H91L92 177H93V175H91V174H93L92 172H95V174H94V177L92 178V179H94V178H96L97 177V174H96V171H97V168H96V164H97V162L99 163V160H98V157L96 156ZM111 156H112V158H111ZM16 157V158H15ZM19 157V158H18ZM176 157V158H175ZM248 157H249V159H248ZM250 157H252V158H250ZM254 157H258L257 159L255 158V160H254ZM6 160L5 162L3 161L4 159ZM13 158H14V160H13ZM17 158L20 160L21 158H23V161L25 160L26 162H24L23 163V161L21 160V161H19V160H17ZM28 158V159H27ZM94 158V159H93ZM96 158H97V160H96ZM116 158V159H115ZM122 158V159H121ZM125 158V159H124ZM235 158H234V161H236L235 160ZM41 159V160H40ZM89 159V160H88ZM111 159L113 160V161H115V162H111ZM175 159V160H174ZM248 159V160H247ZM250 159H253L252 160V163H253V165L250 163ZM10 160V161H9ZM17 160V161H16ZM43 160V162H41ZM96 160V161H95ZM106 160H108V162H106ZM121 160H124L125 161V163H124V161H121ZM127 160V161H126ZM247 162H246V161ZM258 160V161H257ZM15 161H16V163H15ZM95 161V162H94ZM246 163H245V162ZM2 162H4V163H2ZM12 162V163H11ZM20 162V163H19ZM86 162H87V164H86ZM88 162H90V163H88ZM110 162L111 163H118V164H116V165H114V164H110ZM122 162V163H121ZM194 162V161H193ZM254 162H255V164H254ZM258 162H260V163H258ZM8 163V164H7ZM11 163V164H10ZM23 163V164H22ZM95 165H94V164ZM104 163H106V164H104ZM120 163V164H119ZM195 163V162H194ZM244 163V164H243ZM256 163H258V164H256ZM10 164V165H9ZM12 164H14V165H12ZM59 164V163H58ZM91 164V165H90ZM92 164L94 165L93 167H92ZM107 164H109V165H111V166H109V165H107ZM169 164V165H168ZM250 164H251V166H250ZM260 164V165H259ZM87 165V166H86ZM107 167V168H105V166ZM261 165H263V166H261ZM10 166V167H11ZM48 166H50V167H52L51 169H50V167H48ZM59 166V167H58ZM90 166V167H89ZM167 166V167H166ZM243 166H245V167H243ZM250 166V167H249ZM9 167V168H10ZM95 167V168H94ZM247 167V168H246ZM248 167H249V169H248ZM261 167V168H260ZM48 168H49V170H48ZM55 168V169H54ZM88 168V169H87ZM93 168V169H92ZM236 168V169H235ZM244 168V169H243ZM12 169V168H11ZM41 171H40V170ZM65 169H67V170H65ZM106 169V170H105ZM238 169V170H237ZM33 170V171H32ZM43 170V171H42ZM44 170H45V173H44ZM47 170H48V172H49V174H48V172H47ZM75 170V171H74ZM84 170V171H83ZM88 170V171H87ZM94 170H96V171H94ZM102 170L104 171V172H102ZM237 170V171H236ZM245 170V171H244ZM258 170V171H257ZM34 171H36V172H34ZM39 171L42 173V174H45V175H40V173H39ZM50 171H52V172H50ZM54 171V172H53ZM64 171V172H63ZM182 171V172H181ZM236 171V172H235ZM239 171V172H238ZM59 172V173H58ZM62 172V173H61ZM77 172V173H76ZM79 172H82V173H79ZM84 172L86 173L87 172V175H83L82 176V174H84ZM91 172V173H90ZM162 172V173H161ZM242 172V173H241ZM244 172V173H243ZM247 172V173H246ZM37 174V176H36V174ZM68 173V174H67ZM76 173V174H75ZM104 173H106V174H104ZM181 173H183V174H181ZM62 174V175H61ZM67 174V175H66ZM74 174V175H73ZM181 174V175H180ZM186 174V173H185ZM245 174H247V175H245ZM50 175V176H49ZM53 175V176H52ZM162 175V176H161ZM176 175V176H175ZM177 175H179V176H177ZM47 176V177H46ZM63 176V177H62ZM108 178H107V177ZM185 176V175H184ZM187 176V175H186ZM196 176V177H195ZM201 176V177H200ZM241 176V177H240ZM65 177V178H64ZM87 177V178H86ZM161 177V178H160ZM173 177V178H172ZM181 177V178H180ZM193 177V178H192ZM240 177V178H239ZM105 178V179H104ZM110 178V179H109ZM180 178V179H179ZM194 178H195V180H194ZM197 178V179H196ZM201 178V179H200ZM204 178V177H203ZM38 179V178H37ZM79 179H82V178H79ZM160 179V180H159ZM178 181H177V180ZM179 180H180V183H179ZM198 180V181H197ZM244 180V181H243ZM29 182L30 184L32 183V182ZM38 181H39V179H38ZM108 181V182H107ZM161 181V182H160ZM173 183H172V182ZM197 181V182H196ZM205 181V180H204ZM105 182H106V184H105ZM110 182V183H109ZM155 182H157V184H155ZM158 182H159V184H158ZM171 182V183H170ZM175 182V183H174ZM239 182V183H238ZM245 183V185L243 184V183ZM36 183V182H35ZM190 183H192V184H190ZM202 183V184H201ZM238 183V184H237ZM241 183V184H240ZM152 184H153V186H154V188L152 187ZM172 185V187H171V185ZM174 184H176V185H174ZM195 184V185H194ZM196 184H198V185H196ZM200 184V185H199ZM148 185V186H147ZM150 185V186H149ZM157 185V186H156ZM162 185V186H161ZM177 185H178V187H177ZM240 185V186H239ZM243 185V186H242ZM89 187V188H92V190L94 189V191H92V190H90L89 188H87V187ZM155 186H156V188H155ZM168 187V190H167V188L165 189V187ZM190 187V189L189 188H187V187ZM194 186V187H193ZM110 187V188H109ZM112 187V188H111ZM148 187H150V188H148ZM151 187H152V189H151ZM160 187L161 188H163V189H160ZM182 187V188H181ZM184 187H186L187 188V190H186V188H184ZM191 187H192V189H191ZM200 187H201V189H200ZM242 187V188H241ZM89 189V190H85V189ZM100 188H101V191H100ZM103 188V189H102ZM146 188V189H145ZM173 188V189H172ZM180 188V189H179ZM198 188V189H197ZM241 188V190H239ZM145 189V190H144ZM155 189V190H154ZM171 189V190H170ZM203 189H205V190H203ZM235 189H237V190H235ZM157 190V191H156ZM170 190V191H169ZM172 190H173V192H172ZM179 190V191H178ZM201 192H200V191ZM144 191V192H143ZM152 191V192H151ZM159 191V192H158ZM165 191V192H164ZM178 191V192H177ZM180 191H181V193H180ZM194 191V192H193ZM203 191V192H202ZM91 192V193H90ZM94 192V193H93ZM100 193V195H99V193ZM102 192H105V193H103L102 194ZM187 192V193H186ZM189 192H191V193H189ZM210 192V193H209ZM235 192V193H234ZM81 193H80V196H81ZM166 193V194H165ZM168 193V194H167ZM171 193V194H170ZM206 195V193H207V197L204 195V194ZM209 193V194H208ZM238 193V194H237ZM23 193H21L20 195H22ZM93 194V195H92ZM106 194V195H105ZM147 194V196H149V197H147V196H145V195ZM151 194V195H150ZM172 194H174L173 196H171ZM177 194V195H176ZM201 194H202V196H201ZM211 194V195H210ZM234 194H237V195H234ZM25 195V194H24ZM24 195H22V196H24ZM53 195H55V193L53 192ZM65 195H67V193L66 194H62V196L64 197ZM88 195V196H87ZM91 195V196H90ZM103 195H105V196H103ZM198 195V196H197ZM94 196H95V198H94ZM99 196H100V198H99ZM104 198V199H101L102 197ZM139 196H140V198H139ZM167 196V197H166ZM209 196V197H208ZM235 198H234V197ZM55 197H57V196H55ZM59 197H61V196H59ZM58 197V198H59ZM66 197V196H65ZM87 197V198H86ZM89 197V198H88ZM110 197V198H109ZM166 197V198H165ZM213 197V198H212ZM51 198H54L53 196L51 197ZM96 198H98V199H96ZM106 198V199H105ZM144 198V199H143ZM203 198V199H202ZM211 198H212V201H211ZM229 198V199H228ZM54 199H56V198H54ZM60 199V198H59ZM58 199V200H59ZM64 199V198H63ZM108 199H109V201H108ZM124 200V201H122V200ZM165 199V200H164ZM193 199L198 203H195V201H193ZM208 199V200H207ZM216 199V200H215ZM233 201H232V200ZM57 200V199H56ZM96 202H95V201ZM101 200H102V203H101ZM104 200V201H103ZM106 200V201H105ZM122 202H121V201ZM164 200V201H163ZM55 201V200H54ZM113 201V202H112ZM139 201H140V204H139ZM173 201V202H172ZM175 201V202H174ZM201 201V202H200ZM206 201H209V203L208 202H206ZM218 201H219V203H218ZM224 200H222V202H225ZM231 201V202H230ZM80 204H78V203ZM83 202V203H82ZM95 202V203H94ZM97 202H100V204H102V206L104 205V206H106V207H104V208H106V210L107 209H111L112 210V212H110V211H108V212H110L107 216H109V215H111L108 219L106 218V220H101V218L102 217H104V216H98V218H100V220H101V222H100V220H98V218L96 219V216H97V213H98V211L99 210H97V209H95V206H97L96 204H98ZM107 202H108V204H110L111 206H114V207H111L110 205V207L108 206V204H107ZM142 202V203H141ZM146 202V203H145ZM189 202H190V204H189ZM192 202H194L195 204H193ZM230 202V203H229ZM47 203V202H46ZM86 203V204H85ZM89 203V204H88ZM114 203H115V205H114ZM171 203V204H170ZM218 203V204H217ZM222 204V205H219V204ZM26 204V203H25ZM75 204H78V205H75ZM92 204V205H91ZM107 204V205H106ZM113 204V205H112ZM138 204V205H137ZM117 205V206H116ZM142 205V206H141ZM197 205V206H196ZM201 205V206H200ZM76 206H79L78 208L76 207ZM92 206V207H91ZM138 206V207H137ZM163 206V207H162ZM189 206V207H188ZM222 206H224V207H222ZM28 207V206H27ZM27 207H25V210H27ZM87 207V208H86ZM118 207L120 208V209H118ZM126 207V208H125ZM132 207V208H131ZM225 207H226V209H227V211H226V209H225ZM92 208H94V209H92ZM97 208V207H96ZM113 208H115L114 210H113ZM123 208V209H122ZM148 208V209H147ZM220 208V209H219ZM77 209H80V210H77ZM84 209V210H83ZM132 211H131V210ZM135 209V210H134ZM152 209V210H151ZM70 210H72V211H74V212H79L78 213V215L76 216H74V217H72L71 215H74L75 213H73V214H71L72 213V211L70 212ZM76 210V211H75ZM83 210V211H82ZM87 210V211H86ZM92 210V211H91ZM183 210V211H182ZM237 210V211H236ZM240 210H241V213H240ZM27 211H29L30 213H31V211L32 210H27ZM27 211H25L26 213H27ZM34 212H33V214H37V213H35V212H37V210L35 211V210H33ZM93 211H94V213H93ZM96 211V212H95ZM117 211H119V212H117ZM147 211V212H146ZM158 211V212H157ZM168 211H170V212H168ZM178 211V212H177ZM188 211V212H187ZM192 211V212H191ZM224 211V212H223ZM28 212V213H29ZM70 212V213H69ZM85 212V213H84ZM104 212H106V211H104ZM133 212V213H132ZM143 212V213H142ZM150 212H151V215L153 216H151L150 215ZM157 212V213H156ZM176 212V213H175ZM181 212H183V213H181ZM228 212V213H227ZM235 212V213H234ZM27 213V214H28ZM28 214L29 216L30 215H33V214ZM84 213V214H83ZM87 213V214H86ZM116 213V214H115ZM139 213V214H138ZM153 213V214H152ZM155 213V214H154ZM160 213H161V215H160ZM166 213H168L169 214V216L168 215H166ZM179 213V214H178ZM190 213H191V215H190ZM220 213V214H219ZM229 214V215H227V214ZM234 213V214H233ZM67 214V215H66ZM80 214H82V215H80ZM114 214V215H113ZM127 214V215H126ZM150 215V217H147V216H149ZM178 216H177V215ZM193 214V215H192ZM243 214V215H242ZM86 215V216H85ZM94 215H96V216H94ZM118 215V216H117ZM155 215V216H154ZM171 215V216H170ZM188 215H190V216H188ZM219 215V216H218ZM239 215V216H238ZM241 215L243 216V217H241ZM67 216V217H66ZM137 216V217H136ZM141 216V218H139ZM166 216V217H165ZM168 216V217H167ZM180 216H183V217H180ZM197 218H195V217ZM218 216V217H217ZM221 216V217H220ZM222 216H223V218H222ZM227 216V217H226ZM236 216V217H235ZM238 216V217H237ZM82 217V218H81ZM84 217H85V219H84ZM93 217V218H92ZM112 217V218H111ZM119 217V218H118ZM122 217V218H121ZM146 217V218H145ZM159 217V218H158ZM163 217H165V218H163ZM173 217H175V218H173ZM193 217V218H192ZM207 217H208V219H207ZM210 217H212V218H210ZM217 217V218H216ZM226 217V218H225ZM229 217V218H228ZM234 217V218H233ZM239 217H241V218H239ZM105 218V217H104ZM116 218V219H115ZM123 218H124V220H123ZM139 218V219H138ZM155 218V219H154ZM166 218H170L169 220L168 219H166ZM171 218H173V219H171ZM179 218H181V219H179ZM184 218V219H183ZM210 218V219H209ZM222 219V220H219V219ZM231 218V219H230ZM236 218V219H235ZM241 219V220H239V219ZM73 219H75V220H73ZM77 219V220H76ZM80 219V220H79ZM82 219V220H81ZM114 221H112V220ZM136 219V220H135ZM138 219V220H137ZM142 219H143V221H142ZM149 219V220H148ZM165 219V220H164ZM200 219H201V221H200ZM204 219V221H202ZM207 219V220H206ZM215 219H217L216 220V222H215ZM227 220V222H226V220ZM234 219V220H233ZM86 222H85V221ZM90 220V221H89ZM91 220H92V222H91ZM94 220H97V221H95V222H93ZM133 220H134V222H133ZM141 220V222H139ZM147 220H148V222H147ZM151 220V221H150ZM157 220V221H156ZM173 220V221H172ZM190 221V222H188L189 224H190V226L192 225V226H196L195 224H197V226L196 227H192V228H190V226L188 225V223H187V221ZM233 220V221H232ZM70 221H72L71 223H73L75 226H80V227H78V229H76V230H78V232H80L81 233V236H84V237H81L80 238V243H92L93 242V244L95 245V243L96 244H98L99 245V243H100V245H102L103 247L100 249V252H101V250H102V252H103V254H102V252H101V254H100V257L99 256H96L95 258H93L90 254H92L93 255V253H91L90 251H91V247H93L91 244H89V247L91 248H89L88 247V244L86 245L85 244V246L84 247H88L89 248V252H88V248L85 250V248H84V252L81 250V252H80V254H78L79 253V251L80 250H76V248H75V250L78 252H76L75 250H71L70 249V247L68 246V244H67V241H69V239L71 238V236L69 235V233H67L68 235H67V237H68V240L66 241V240H64V239H66L67 237H66V230H67V232H68V228L71 226V224H69V222ZM99 221V222H98ZM107 222V224H105V222ZM109 221H110V223H109ZM140 223L141 225L139 226L138 225V223ZM146 221V222H145ZM163 221H165V222H163ZM170 221H171V223H170ZM200 221V222H199ZM208 221H210V222H208ZM224 221V222H223ZM236 221V222H235ZM238 221V222H237ZM80 222H81V224H80ZM154 222V223H153ZM160 222L162 223V225L160 224ZM178 222V223H177ZM182 222V223H181ZM211 222H213V223H211ZM230 222V225L228 224ZM232 222H233V225H232ZM79 223V224H78ZM88 223H90V224H87ZM97 223H99L98 225H99V227H97L98 225H96ZM103 224L102 225V227H101V224ZM157 223V224H156ZM164 223H165V225H164ZM169 223V224H168ZM185 223V224H184ZM201 223H203V224H201ZM208 223V224H207ZM219 223V225H217V224ZM237 223V224H236ZM64 224H65V226L67 225V226H69V227H65L64 226ZM72 224V226H74ZM95 224V225H94ZM114 224V225H113ZM149 224V225H148ZM160 224V225H159ZM166 224H168V225H166ZM172 224V225H171ZM188 226H187V225ZM194 224V225H193ZM199 224H201V225H199ZM205 224H206V226H205ZM214 224V225H213ZM216 224V225H215ZM61 225V226H60ZM83 225V226H82ZM93 226V227H90L89 228V226ZM184 225V226H183ZM221 225V226H220ZM229 225V226H228ZM242 225V226H241ZM64 227V230H63V228L61 229V232H59L60 230H58V229H60V227ZM72 226L69 228V232H70V230H71V232H70V234L71 235H73V233H75V231L76 230H74V229H71L72 228ZM73 227V228H77V227ZM112 226V227H111ZM172 226V227H171ZM187 226V227H186ZM213 226V228H211ZM215 226H216V228H215ZM218 226H220V227H218ZM225 226H226V228H225ZM87 227H88V230H87ZM100 227H101V229H100ZM116 227H117V230H116ZM130 227V228H129ZM138 227V228H137ZM181 227V228H180ZM182 227L184 228V229H182ZM185 227H186V229H185ZM201 227H203L202 229H201ZM208 227V228H207ZM211 229H210V228ZM224 227V228H223ZM235 227V228H234ZM55 228H57V229H55ZM103 228V229H102ZM106 228V229H105ZM110 228V229H109ZM113 228V229H112ZM142 228V229H141ZM165 228V229H164ZM169 228H171L170 229V233H169ZM175 230H174V229ZM189 228V229H188ZM196 228H197V230H196ZM200 228V229H199ZM207 228V229H206ZM215 228V229H214ZM218 228V230H216ZM82 229V230H81ZM84 229V230H83ZM123 229V230H122ZM133 229V230H132ZM164 229V230H163ZM172 229H173V231H172ZM179 229V230H178ZM214 229V230H213ZM221 229V230H220ZM238 229V230H237ZM57 230V231H56ZM87 230V231H86ZM92 230V231H91ZM96 230V231H95ZM98 230V231H97ZM102 230V231H101ZM106 232H105V231ZM125 230V231H124ZM142 230V231H141ZM202 230V231H201ZM206 230V232H204ZM209 232H208V231ZM222 230H226V232H224V231H222ZM57 233H56V232ZM73 231V232H72ZM91 231V232H90ZM159 231V232H158ZM179 231H180V233H179ZM187 231V232H186ZM192 231V232H191ZM197 231H199V232H197ZM212 231H214L213 233H212ZM222 231V232H221ZM57 234V236H56V234ZM85 232V234H83L82 235V233H84ZM103 232V233H102ZM127 232V233H126ZM129 232V233H128ZM134 232V233H133ZM158 232V233H157ZM165 232V233H164ZM185 232V233H184ZM189 232V233H188ZM216 232V233H215ZM229 232V233H228ZM53 233V234H52ZM59 233V234H58ZM65 233V234H64ZM92 234V235H90V234ZM102 233V234H101ZM123 233H125V234H123ZM164 233V234H163ZM186 233H188V234H190V235H185ZM192 233V234H191ZM199 233H200V235H199ZM210 233H211V235H210ZM225 233V234H224ZM64 234V235H63ZM77 234V233H76ZM88 234L90 235L89 237H88ZM153 234H155V235H153ZM198 234V235H197ZM205 234H206V236H205ZM216 234V235H215ZM229 234H230V236H229ZM61 235V236H60ZM80 234L78 233V236H79ZM109 235V236H108ZM121 235V236H120ZM150 235V236H149ZM152 235V236H151ZM178 235V236H179ZM213 235V236H212ZM227 235V236H226ZM85 236H86V239H85ZM93 236L95 237L94 239H93ZM98 236H100V238H97ZM154 236H155V238H154ZM180 236V237H181ZM192 236L194 237V239H193V244H192V242L189 240V239H191L192 240ZM212 236V237H211ZM221 236V237H220ZM222 236H223V240H222ZM59 237V238H58ZM80 237V236H79ZM104 237V239L102 240V238ZM106 237V238H105ZM153 239H152V238ZM191 237V238H190ZM198 237V238H197ZM204 237V238H203ZM217 237V238H216ZM83 238V239H82ZM88 238H89V240H88ZM124 238H125V240H124ZM135 238V239H134ZM148 238H149V240H148ZM142 239V240H141ZM147 239V240H146ZM195 239H199V242H194V241H196ZM204 239V240H203ZM238 239V240H237ZM60 240L63 242V240L66 242V244H64L65 242H63V243H61L60 242ZM81 240L83 241V242H81ZM85 240L86 241H88V242H85ZM91 240V241H90ZM131 240V241H130ZM154 240H156V241H154ZM201 240H203L202 242H201ZM215 240H217V241H215ZM229 240V241H228ZM233 240V241H232ZM124 241V242H123ZM125 241H127V243L125 242ZM131 242V244H130V242ZM148 241V242H147ZM154 241V242H153ZM190 241V242H189ZM205 241H207V242H205ZM222 241V242H221ZM98 242V243H97ZM106 242V243H105ZM145 242V243H144ZM150 242H151V244H150ZM108 243V244H107ZM137 243V244H136ZM153 243V244H152ZM155 243H156V245H155ZM204 243V244H203ZM228 243L230 244V245H228ZM60 244V245H59ZM106 244V245H105ZM233 244V245H232ZM65 245H67V246H65ZM84 245V244H83ZM99 245V246H100ZM113 245V246H112ZM123 245H125V246H123ZM139 245V246H138ZM150 245V246H149ZM151 245H152V247H151ZM157 245H158V247H157ZM174 247H173V246ZM211 245V246H210ZM226 247H225V246ZM60 246H63V247H60ZM105 246V247H104ZM151 248H149V247ZM155 246V247H154ZM171 246V247H170ZM224 246V247H223ZM228 246V247H227ZM232 246V247H231ZM51 248V250H50V248ZM75 246H73V248H74ZM83 247V246H82ZM113 247V248H112ZM123 249H122V248ZM128 247V248H127ZM130 247V248H129ZM160 247V248H159ZM166 247V248H165ZM216 247V248H215ZM230 247V248H229ZM49 248V249H48ZM62 248V249H61ZM152 248H155L156 249V251L154 250V249H152ZM169 248H170V250H169ZM173 250H172V249ZM220 248V249H219ZM143 249H145V250H143ZM166 249V250H165ZM225 249V250H224ZM227 249V250H226ZM68 250V251H67ZM153 250V251H152ZM168 250V251H167ZM222 250V251H221ZM64 251H66L67 253H64ZM70 251H71V253H70ZM73 251H75L76 253H73ZM114 253H113V252ZM121 251V252H120ZM152 251V252H151ZM172 252V255H170L171 254V252ZM220 251V252H219ZM69 252V253H68ZM83 252V253H82ZM107 252V253H106ZM167 252L169 253L170 252V254H168V255H170L169 257L168 256H166L167 255ZM225 252L227 253V254H225ZM240 252V253H239ZM51 253V254H52ZM61 253V254H60ZM86 253V254H85ZM90 253V254H89ZM137 253V254H136ZM173 253H176V254H174V256H173ZM219 253V254H218ZM62 254H63V256H62ZM66 254V255H65ZM76 256H75V255ZM84 254V255H83ZM87 254H89V255H87ZM131 254V255H130ZM140 254V255H139ZM149 254V255H148ZM153 254V255H152ZM218 254V255H217ZM80 255V256H79ZM86 255V256H85ZM103 257H102V256ZM107 255V256H106ZM122 255V256H121ZM176 255V256H175ZM230 255V256H229ZM58 256V257H59ZM74 256V257H73ZM93 256H95V255H93ZM146 256V257H145ZM173 256V257H172ZM76 257V258H75ZM78 257V258H77ZM87 257V258H86ZM90 257V258H89ZM100 259H99V258ZM133 257V258H132ZM136 257L140 260H142L141 262L138 260V259H136ZM143 257V258H142ZM163 257V258H162ZM168 257V258H167ZM74 258V259H73ZM97 258V259H96ZM102 258V259H101ZM114 258V259H113ZM121 258V259H120ZM126 258H127V260H126ZM130 260H129V259ZM132 258V259H131ZM170 258L172 259V260H170ZM90 259V260H89ZM92 259V260H91ZM107 261H106V260ZM134 259V260H133ZM169 259V260H168ZM223 259V260H222ZM233 259V260H232ZM74 260V261H73ZM77 260V261H78ZM139 262H138V261ZM161 260V261H160ZM162 260H163V262H162ZM166 260V261H165ZM95 261V262H94ZM128 263H127V262ZM169 261V262H168ZM223 261V262H222ZM80 262V261H79ZM112 262V263H111ZM159 262V263H158ZM166 262V263H165ZM154 263V264H155Z\"/></svg>", "mask_w": 264, "mask_h": 264}]
</instances>
